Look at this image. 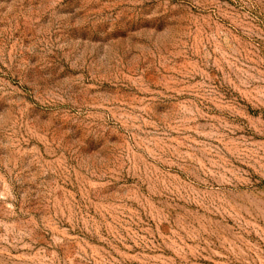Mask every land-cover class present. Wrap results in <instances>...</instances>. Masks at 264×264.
Masks as SVG:
<instances>
[{"label":"rangeland","instance_id":"1","mask_svg":"<svg viewBox=\"0 0 264 264\" xmlns=\"http://www.w3.org/2000/svg\"><path fill=\"white\" fill-rule=\"evenodd\" d=\"M0 264H264V0H0Z\"/></svg>","mask_w":264,"mask_h":264}]
</instances>
